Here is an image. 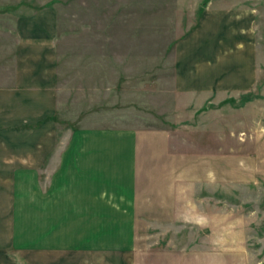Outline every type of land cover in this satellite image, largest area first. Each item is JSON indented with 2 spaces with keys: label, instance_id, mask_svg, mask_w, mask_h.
<instances>
[{
  "label": "crops",
  "instance_id": "obj_1",
  "mask_svg": "<svg viewBox=\"0 0 264 264\" xmlns=\"http://www.w3.org/2000/svg\"><path fill=\"white\" fill-rule=\"evenodd\" d=\"M24 1L0 0V264H228L177 239L138 250L139 208L180 209L181 178L166 174L175 168L166 162L170 132L95 124L98 80L64 76V67L132 66L143 55L132 49L143 46L133 41L144 38L143 16L124 10L101 52L95 28L63 34L57 6L66 0H37L46 5L32 11ZM173 1L179 9L188 0ZM255 18L251 9L209 5L193 28L162 44L159 65L174 67L175 93L196 101L254 87Z\"/></svg>",
  "mask_w": 264,
  "mask_h": 264
},
{
  "label": "rangeland",
  "instance_id": "obj_2",
  "mask_svg": "<svg viewBox=\"0 0 264 264\" xmlns=\"http://www.w3.org/2000/svg\"><path fill=\"white\" fill-rule=\"evenodd\" d=\"M124 1L133 3L119 7ZM22 3L25 11L46 5ZM209 5L255 12L258 77L249 90L214 92L195 101L175 93L174 67L167 64L171 56L164 57L167 65H159L160 57L162 44L165 48L193 28ZM176 7L173 0L62 1L57 9L62 30L68 29L63 34L75 38L78 29L95 28L101 52L108 51L110 23L124 10L145 22L144 38L133 40L143 46L132 48L143 55L131 59L132 66L64 67V76L77 85L87 76L98 80L101 103L95 107L100 119L95 124L170 132L166 162L172 160L175 168L166 167V174L181 178L180 209L161 215L139 208L138 250L177 239L186 248L196 243L198 251L223 256L228 264H264V0H188ZM74 123L81 121L69 125ZM148 192L146 203L151 204L155 192ZM171 228L179 230L167 231Z\"/></svg>",
  "mask_w": 264,
  "mask_h": 264
}]
</instances>
